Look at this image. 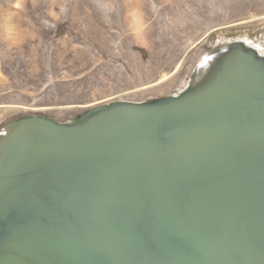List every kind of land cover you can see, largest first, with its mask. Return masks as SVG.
I'll use <instances>...</instances> for the list:
<instances>
[{
  "label": "water",
  "instance_id": "water-1",
  "mask_svg": "<svg viewBox=\"0 0 264 264\" xmlns=\"http://www.w3.org/2000/svg\"><path fill=\"white\" fill-rule=\"evenodd\" d=\"M219 58L214 72L176 96L106 103L66 122L34 114L5 125L12 128L0 138V189L17 159L37 146L40 155L29 156L35 164L51 146L90 149L93 138L121 123L134 130L118 150L153 152L154 159L104 182L83 204L77 192L87 188L39 187L0 214V245L18 228L58 230L63 252L37 254L36 264H264V58L239 41ZM236 83L246 90L235 93ZM214 115L215 126L192 134ZM168 148L184 156L168 162Z\"/></svg>",
  "mask_w": 264,
  "mask_h": 264
},
{
  "label": "rangeland",
  "instance_id": "rangeland-1",
  "mask_svg": "<svg viewBox=\"0 0 264 264\" xmlns=\"http://www.w3.org/2000/svg\"><path fill=\"white\" fill-rule=\"evenodd\" d=\"M248 15L261 19L202 40ZM238 38L264 51V0H0V103L27 107L1 112L0 131L29 115L65 122L106 103L179 95L199 52ZM63 106L87 107L47 110Z\"/></svg>",
  "mask_w": 264,
  "mask_h": 264
},
{
  "label": "bare ground",
  "instance_id": "bare-ground-1",
  "mask_svg": "<svg viewBox=\"0 0 264 264\" xmlns=\"http://www.w3.org/2000/svg\"><path fill=\"white\" fill-rule=\"evenodd\" d=\"M259 19L261 18H257L255 15H248L247 17L226 22L224 25H218L216 28L209 30L204 34L202 40L213 31L230 26L245 25ZM235 41L242 42L245 47L252 49L259 57L264 58V51L262 52L260 47L261 44H256L239 38ZM233 43L234 42H230L223 46L217 44L215 49L212 50V53L204 54L199 52L196 61L190 68L191 79L189 85L193 84L192 86H196V83L202 79L204 73H208L209 75L214 72L220 60L219 56L222 52H228ZM219 71L220 69L215 72V77L218 75ZM220 76L221 73L219 74V77ZM175 79V77L172 78L167 83V86L174 82ZM236 84H239V86L236 91H234L235 93L240 92V90H246L245 87H241V83ZM210 86V84L207 85L203 91H206ZM163 87L165 86H160L155 91L161 92L164 90ZM144 88L147 90L149 87ZM256 90L257 88L255 91ZM259 91L263 95V92L261 90ZM235 96L239 95L237 94ZM235 96H226L225 98L232 99V97L235 98ZM223 99L219 105L224 103L222 102ZM84 107L87 106H63L47 110H53L56 112V115H61L63 114L64 109L78 110V108ZM22 109H27V107L23 108L19 105L5 102L0 103V113L5 110L13 111L15 113ZM32 109L36 111H45V108L43 107H33L31 110ZM215 115L214 118L201 119L204 122L203 126L198 128L197 131L192 132V134L197 135V133L203 129L207 131L211 124L215 126V123L220 119V115L216 117ZM11 128L12 125L4 130L2 129L0 131V138H6L11 131ZM133 130L134 128L129 123L116 124L93 138L91 141L94 142V147H90V149L88 146L79 147L73 142H68L66 145L51 146L43 160H39L36 164L34 160L29 161V156L30 154H33V156L38 157V155H40V150L43 149L41 145L37 146L38 151L36 153L32 151L27 153L24 158H21L20 156L17 159L15 166L9 171L7 182L4 185L5 187L0 189V214L6 212L9 208L12 209L14 206L22 203L27 195L33 193V191L39 189V187H43L49 191L57 190L56 188H64L68 193H76L78 190L77 188L80 187L87 188L85 191L81 192L80 195L78 193L79 190L77 192V197L80 198L81 201L78 203H86V200H91L92 191L100 188L104 182L109 181L117 174L131 173L136 166L144 162L152 163L154 159L153 152L147 153L137 149L134 153L128 154L118 150L117 143L119 139L124 136L123 142L125 144L130 143L131 138L128 135L132 134ZM201 135L205 134H202L201 132ZM20 143L22 142H19L15 147L17 151H19L21 147ZM97 150H99V154H95ZM153 150L156 153V145L153 146ZM163 154H165L164 158L168 162H173L175 159L184 156L183 150L179 148L175 151H170V148L165 149L162 155ZM95 157H97V159ZM7 167L8 164H5V171H7ZM57 231L43 230L42 234L29 235V233L23 230V228H18L10 233L7 239L0 245V264H17V259L24 260L26 264H36L39 259L37 254H39L40 258L45 257L46 255L56 254L57 256L61 254L63 252L64 242L63 238L57 236Z\"/></svg>",
  "mask_w": 264,
  "mask_h": 264
}]
</instances>
